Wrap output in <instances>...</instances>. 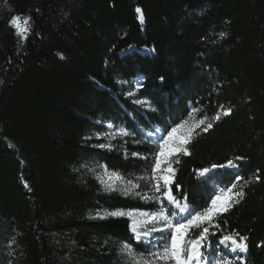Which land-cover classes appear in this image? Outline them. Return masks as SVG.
<instances>
[{
    "label": "trees",
    "instance_id": "obj_1",
    "mask_svg": "<svg viewBox=\"0 0 264 264\" xmlns=\"http://www.w3.org/2000/svg\"><path fill=\"white\" fill-rule=\"evenodd\" d=\"M14 16L31 18L27 39ZM193 117L207 120L170 160L172 194L203 211L235 184L201 251L234 261L219 240L238 232L235 264H264V0H0V264H132L125 244L150 259L129 219L105 214L160 209L146 133ZM102 168L139 187L106 191Z\"/></svg>",
    "mask_w": 264,
    "mask_h": 264
},
{
    "label": "snow or ice",
    "instance_id": "obj_2",
    "mask_svg": "<svg viewBox=\"0 0 264 264\" xmlns=\"http://www.w3.org/2000/svg\"><path fill=\"white\" fill-rule=\"evenodd\" d=\"M136 12L139 13L138 19L140 23L143 24L144 17L141 12V9L137 8ZM30 17L21 21L20 16H14L10 21V26L15 29L16 35L21 39H27L26 33H30ZM129 95H132L130 92ZM137 103H146V101H136ZM230 109L225 112V114L230 113ZM219 115L213 117L215 120H219ZM207 117L202 120H199L195 124L189 126L188 121L182 122L178 127L172 128L170 132L166 134V138L162 136L159 141L158 151L154 157V163L152 166V176L150 179L154 180L153 185L154 191L160 195L156 196L155 199L163 203V200L166 198L169 202V205H174L180 213H187L186 216H181L179 220L173 222V217L175 213H169L168 210L161 207L155 213L148 212H139V216L143 217L142 222H138L134 217V213L129 211L125 212L123 210H116L106 213V216L121 217L127 215L132 219V231L136 234V238L139 240L142 237H147L151 232L163 231L167 229L170 233L169 243L166 244L162 252L153 253L154 260H149L143 256H139L134 252V250L128 245L125 244L121 251L125 253L132 261V264H154V261L163 262V264H211L210 261H206L204 253L201 251V248L205 247V243L208 239L210 228H220V224L216 223L215 217L219 215L222 211H227L229 207L232 206V203H239L240 198L243 197V191L233 192L235 184L227 189H220L221 193L227 195V201L223 206H219L221 201V196H216L215 199L211 200V206L205 208L203 211H198L196 209L189 210V205L186 198L183 202L177 200L176 197L172 194L170 185L172 183V175L174 170L172 168V161L169 160V157L177 154L184 153L188 154V150L185 145L190 141L191 136L195 128L200 127V125L205 124ZM212 127L211 123H207V126L203 129L207 131ZM186 129L181 133V130ZM177 133H181L177 135ZM127 135L126 132L123 133ZM151 135V133H150ZM104 147V145H100ZM138 155V153H134ZM146 159V157H145ZM239 159V158H238ZM175 163H179L177 159ZM230 167H236L235 164L230 162ZM209 170L203 169L200 171V175L204 176ZM107 173V169H105ZM143 179V177H141ZM259 179V177H256ZM114 181H121L120 191L125 195L133 194V189L138 188V184H133L131 180L124 181L123 177L118 173H111L108 175L107 181L101 179V183L105 186L106 191H117V186ZM162 181V183H161ZM139 195V193H135ZM230 194V195H229ZM145 199H150L149 197H144ZM101 218H104L103 216ZM148 225H152L150 228ZM158 225H162L158 226ZM145 229L141 231L140 229ZM199 230L195 237H190V232L192 230ZM247 237L240 236L238 232L229 233L223 235V238L219 240V243L224 245L225 248L229 249L232 252L237 250L240 252L247 251V245L245 241ZM216 264H230L228 260H217Z\"/></svg>",
    "mask_w": 264,
    "mask_h": 264
},
{
    "label": "rangeland",
    "instance_id": "obj_3",
    "mask_svg": "<svg viewBox=\"0 0 264 264\" xmlns=\"http://www.w3.org/2000/svg\"><path fill=\"white\" fill-rule=\"evenodd\" d=\"M133 52H138V53H141V54H147V51L146 50H138V49H136V48H133V49H131L128 53H133ZM143 79H142V77H139L138 79H137V87H139L140 85H142L143 84ZM132 97H134V96H132ZM135 102H136V100H134ZM188 122H189V126H191L192 124H195L197 121L194 119V117L193 118H190L189 120H188ZM199 127H197V128H195V130H197ZM186 129H183V130H181V133L182 132H184ZM194 130V131H195ZM194 131H193V133H194ZM125 131L123 130V129H115L113 126H108V136H111V137H113L114 135H121V136H125L123 133H124ZM181 133H177V135H180ZM193 133H192V135H193ZM162 136H164L163 134H162V132H160V133H156V129L154 130V132H152L151 133V135H150V132L149 133H146V137L153 143V144H155V145H158L159 146V141H160V138L162 137ZM165 138H166V136H164ZM188 144V143H187ZM186 144V145H187ZM186 145H185V147H186ZM182 153V152H181ZM181 153H177V154H175V155H173V156H171V157H169V160H171L173 157H175V156H177V155H179V154H181ZM218 169H221V170H227V169H230V170H233V171H237V168H233V167H230L229 165L228 166H226V167H224V168H217L216 170H218ZM109 174H111L110 172H108L107 171V173L105 172V168H102V170H101V172L99 173V181H101V179H105L106 181H107V179H108V175ZM199 175H200V173H199ZM201 176V175H200ZM115 182V184H116V186H117V191H120L119 189H120V187H121V181H114ZM101 183V182H100ZM102 184V183H101ZM102 186L105 188V186L102 184ZM220 189H222V187H218L216 190H217V194H216V196H221L222 198H221V201L219 202V205H218V207L219 206H223L225 203H226V201H227V195H225V194H223V193H221V191H220ZM223 189H225V188H223ZM236 191V188H233V192H235ZM122 192V191H121ZM227 192V189H225V193ZM156 196H158L159 195V193H154ZM230 195V194H229ZM216 198V197H215ZM165 200L167 201V199L165 198ZM155 201L157 202V205H158V207L159 208H161V207H163V208H165L164 207V205H163V203L161 204L160 202H158L156 199H155ZM168 202V201H167ZM169 203V202H168ZM234 203V202H233ZM232 203V204H233ZM172 207H174L175 208V206L174 205H171ZM230 208V207H229ZM228 208V209H229ZM178 210V209H177ZM131 212H133L134 213V217L133 218H135L138 222H142L143 220H144V218L143 217H140L139 216V212H134V211H131ZM224 212H226V211H222V212H220L219 213V215L220 214H223ZM181 216H185V215H183L182 213H180L179 212V210H178V216L176 217V218H173V222H175L176 220H179L180 218H181ZM218 216V215H217ZM121 217H126V218H128L129 219V221H130V230H131V233H132V235H133V237H134V239H135V241L136 242H142V243H144L146 246H149V247H151V249H150V251H151V254H150V259L149 260H154V256H153V253H155V252H162L163 251V248H164V246L166 245V244H168L169 243V235H170V233H169V231L167 230V229H165V230H163V231H156V232H151L150 233V235L149 236H147V237H142L141 239H137L136 238V234L132 231V219H130L127 215H125V216H121ZM152 225H148V227L150 228ZM158 226H161L162 227V225H158ZM141 231H144L145 229H140ZM221 245V247H222V251H224L227 255H233V256H235V258H234V261L236 260V259H239V257H240V255H241V252L240 251H236V252H232V251H230L229 249H227V248H225L224 247V245H222V244H220ZM221 259H224V260H228L229 262H230V264H235L236 262H234V261H231V259L228 257H222V256H220V257H218L214 262H213V264H216V261L217 260H221ZM237 261V260H236ZM154 264H163V262H160V261H154Z\"/></svg>",
    "mask_w": 264,
    "mask_h": 264
},
{
    "label": "bare ground",
    "instance_id": "obj_4",
    "mask_svg": "<svg viewBox=\"0 0 264 264\" xmlns=\"http://www.w3.org/2000/svg\"><path fill=\"white\" fill-rule=\"evenodd\" d=\"M183 215H186L187 213H182ZM241 253H245V252H241Z\"/></svg>",
    "mask_w": 264,
    "mask_h": 264
}]
</instances>
